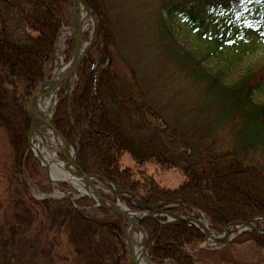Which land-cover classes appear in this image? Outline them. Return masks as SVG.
Masks as SVG:
<instances>
[{
    "label": "trees",
    "instance_id": "trees-1",
    "mask_svg": "<svg viewBox=\"0 0 264 264\" xmlns=\"http://www.w3.org/2000/svg\"><path fill=\"white\" fill-rule=\"evenodd\" d=\"M86 1L97 20L96 38L78 66V80L68 98L63 90L59 92L52 115L67 142L74 146L77 140L79 168L108 180L125 194V203L133 210H143L141 202L196 218L202 213L214 231L235 220L255 219L257 227L264 226V102L256 98L263 88L264 68L224 80L223 68L213 70L195 54L180 49L164 28L159 33L158 44L164 49L160 62L171 65L177 82L184 84L169 100L174 102L181 89L184 95L177 113L172 116L167 109L163 113L140 89L143 83L130 56L138 61L141 56L133 55L129 44L127 59L123 58L129 75L115 70L118 42L127 43L129 24L121 28L102 0ZM161 7L168 18L180 15L195 37L204 41L205 57H219L224 48L250 37L264 44V0H191L180 5L164 2ZM70 13L71 0H0V129L16 170L21 173L22 160L28 177L45 193L53 187L42 183L45 168L27 148V100L58 65L54 42L69 25ZM133 14L122 13L124 21L129 23ZM159 19L163 20L160 15ZM167 89L163 86L162 91ZM124 156L134 166L123 164ZM149 162L175 168L184 178L176 186L163 185L148 173L145 165ZM58 186L72 195L66 183ZM102 195L115 199L110 192L102 191ZM32 201L34 212L20 214L19 220L26 228L39 227L36 232L62 236L68 254L59 253L58 261L130 264L123 234L126 222L112 210L95 206L84 195L74 199L75 206L65 196ZM139 224L147 232L146 250L154 264L166 259L176 264L219 260L245 264L232 257L230 248L247 241L264 252V234L253 230L216 248L204 243L198 229L180 220L160 225L156 219L145 218ZM14 228L11 236L18 232L19 227ZM54 241H47L51 252ZM0 264H11L6 246L0 248Z\"/></svg>",
    "mask_w": 264,
    "mask_h": 264
},
{
    "label": "rangeland",
    "instance_id": "rangeland-1",
    "mask_svg": "<svg viewBox=\"0 0 264 264\" xmlns=\"http://www.w3.org/2000/svg\"><path fill=\"white\" fill-rule=\"evenodd\" d=\"M102 1L105 6L109 7L111 13L116 15L117 24L121 28H124V25L129 24V29L127 28V43L123 46L122 43L118 42V49L115 52L117 57L114 61L115 70H117L118 74L121 76H123L125 72L128 74V67L123 61V58L127 59L126 51H128L127 49L130 45L132 47L130 52H132L133 55L138 52L141 56V60L139 59V61L137 57L130 56L131 62L133 61L136 65L134 68L136 70V76L143 83L142 86L140 83V89L143 88L144 97L150 100L153 104L157 102V105L161 106L159 109L163 113H165L164 109L173 112L172 116L174 113H177L176 110L180 98L184 95V90L181 89L177 93L178 96L174 98V102L169 100L172 97L174 90L178 89V87H180L179 85L184 84L181 80L179 83L177 82V76L174 74V69L171 65L168 66V64L164 62H160V59L164 57V49L158 44L160 40L159 33L164 28L171 33L177 43L180 44V49H186L195 54L196 57L202 60L203 64H206L213 70L223 68L226 76L225 79L223 78L224 80H235L252 70L264 68V44L261 40L256 39L255 37H250L244 42L237 41L234 44H231L229 47L222 50V54L219 57H205L206 50L204 41L195 37L193 32L190 31L183 22L180 15L172 14V17L168 18L161 7L164 2H175L180 5L191 0ZM125 11H127V13H134L130 19L127 16L129 23L123 19L122 13ZM159 15L163 20L159 19ZM69 27L70 26H64L61 29L53 50L54 63L56 62L59 65L68 58L74 44V37L72 31L69 30ZM91 34L92 24L84 30L83 35L86 40H88ZM74 78V76L70 78L67 82L66 88H68L73 82ZM162 85L166 87V89H169L162 91ZM160 86L161 91L159 92ZM262 87V90L256 94V98L258 101L264 102V83ZM155 122H158V120ZM35 136L38 135L35 134ZM122 162L125 165L134 166V163L128 158V156H124ZM20 163L21 165H19V168L21 173L16 170L17 165L7 142L6 135L4 131L0 129V248L6 246L7 258L10 259L11 264H64V262L58 261L57 259L59 253L68 254L67 247L63 244L64 240L61 239L62 236L60 234H55L51 231L48 233L46 230L41 233L36 232V228L39 229V227L31 224L26 228L27 224L19 220L20 214L34 212L36 206L32 200H38L47 195L56 198L59 197L60 193L55 191L58 184L54 185L48 177L47 170L45 169V180L43 179L42 183L44 185L45 183L50 184L53 188L50 193L41 191L38 188L39 184H36L37 182L35 179L28 177L27 168L24 166L25 163L22 164V160ZM145 167L148 173L152 174L156 180L163 185L176 186L184 178V175L179 170L175 168L163 169L159 165H156L155 162H149ZM50 169L53 170L57 177L61 176L55 166H51ZM67 185L73 189L71 184L68 183ZM104 192L108 191L105 189ZM72 194L74 197L78 196V193L74 189ZM124 204L125 207H127V204ZM32 223L36 222L33 221ZM14 226L19 227L17 228L18 232H15L11 236V230H15ZM224 227L221 231L224 230ZM236 229L239 230L240 227ZM201 234L203 235L204 243L206 245L212 244L210 240L206 241L207 239L202 232ZM237 234L239 233H235V231L231 232L228 239L233 238ZM133 236L138 242L137 232H134ZM10 238L12 243L9 241ZM51 238L55 240L52 252L48 250L47 246V241ZM38 239L39 241H37ZM43 248L47 250L46 253L44 251L41 252ZM230 251L233 258L243 261L245 264H264V252L257 251L251 241L242 244H234L230 248ZM212 264L224 263L219 260Z\"/></svg>",
    "mask_w": 264,
    "mask_h": 264
},
{
    "label": "water",
    "instance_id": "water-1",
    "mask_svg": "<svg viewBox=\"0 0 264 264\" xmlns=\"http://www.w3.org/2000/svg\"><path fill=\"white\" fill-rule=\"evenodd\" d=\"M81 3L82 8L88 13V15L91 18V24H92V34L88 40L84 37L83 33L81 31V24L79 23V26L77 27L74 22V14L76 13L77 6ZM96 27L97 22L94 16L92 15V11L86 0H71V16H70V27L69 29L72 31L73 37H74V44L70 51V54L68 58L72 55V60L69 68L66 70L62 78L60 79L61 82L66 83V81L72 76H75V82L78 77V66L83 58V56L88 52L91 45L93 44L95 37H96ZM82 34V37L85 41L84 46L81 45V41L79 39L80 35ZM56 41V40H55ZM82 46V47H81ZM57 79L53 78H46L43 82L38 84L35 89L30 94L28 100H27V117L30 121L28 132H27V145L28 148L31 150L33 155L41 162L42 165H44L49 171V166L47 164V160L44 158L42 153L39 151V149L31 142V134L34 132H38V126L39 124H42L45 127H48L50 129V132L55 137V142L58 146V150L60 154L63 157L64 162L68 166H71L77 175L82 180L83 187L86 188L84 191H81L82 195H86L93 199L97 206L108 208L112 210L114 213L122 217L126 221V226L124 228V241L126 244V248L129 253V261L130 264H151L150 258L147 255L146 252V242H147V233L145 229L138 223L139 221L145 219V218H153L157 219L158 216H164L166 218L165 221H159L160 224L171 222L174 220H180L185 222L188 225H192L199 231H201L205 238L209 241L208 236H210V241L214 245H218L222 242H224L231 232L235 231V233H240L244 230H254L258 234H264V227H257L254 225L253 221H231L228 223L224 230L221 233L212 231L208 223L200 218H195L190 215H182L174 212L164 211L161 209L160 205H147L140 202V205L145 208L144 211H137V210H130L129 208L125 207L124 204V195L123 192H121L119 189L115 188L109 181H107L105 178L99 175L95 174H89L83 172L79 166L76 163V144L77 140H75V150L73 147L67 142L63 134L60 132V130L56 127L54 122L52 121V109L54 107L55 100L57 98L58 89H55V86L57 84ZM49 82L48 89L47 90H41L42 86ZM67 98L69 95V87L64 89ZM50 94V103L47 105L44 111H40L37 106V100L38 98H42L45 96H48ZM36 108V109H35ZM40 134V133H39ZM41 135V134H40ZM71 152V155L66 154V152ZM54 181H59L55 180ZM63 182H68L67 180L61 179ZM96 181L99 182L100 185L104 186L108 191L112 192L115 195V201L106 198L103 196L100 192L99 186L96 184ZM73 185V187L76 189L77 187ZM78 189V188H77ZM67 198L72 202V198L66 195ZM134 201H138L136 197L133 196ZM133 213H136L137 216L134 217ZM240 227V229H236ZM129 228L135 229V231L140 230L141 235L138 238V243H135V240L133 238V235L131 232H129ZM235 228V229H234ZM213 235H218V238H215ZM220 236V237H219ZM141 252V260H138L135 252L136 251ZM161 264H176L172 259H167Z\"/></svg>",
    "mask_w": 264,
    "mask_h": 264
},
{
    "label": "bare ground",
    "instance_id": "bare-ground-1",
    "mask_svg": "<svg viewBox=\"0 0 264 264\" xmlns=\"http://www.w3.org/2000/svg\"><path fill=\"white\" fill-rule=\"evenodd\" d=\"M74 22L77 27L79 26V23L81 24L82 32H84V30H86L91 24V18L88 15V13L82 8L81 3H79V5L77 6L76 13L74 14ZM79 39L81 41V45L84 46L85 41L82 37V34L80 35ZM71 60H72V55L69 58H67V60L61 62V64L57 67V69L54 72L53 78L58 80L55 86V89H58L59 91L62 88H64L66 84V83L61 82L60 79L62 78L66 70L69 68L71 64ZM48 84L49 82L45 83L42 86L41 90H47ZM49 96L50 94L48 96L38 98L36 108H38L40 111H44L47 105L51 101ZM38 133H40L41 135L39 136ZM38 133H32L31 138L34 137V139H36V144L38 146V149L40 151L43 150V152L45 153L44 158L47 160V164H49V167L55 166L58 169L59 174H61V176L57 177L56 174L52 173L51 174L52 178H64L68 182L74 184L80 191H84L86 188L83 187L82 180L79 177V175L76 174L75 170L71 166H68L66 162L59 159L58 146L55 142V137L50 132V129L48 127L43 126L42 124H39ZM35 134H37L38 136H35ZM66 154L71 155V152L67 151ZM133 216L136 217L137 214L133 213ZM129 232H131L132 234L134 232H137L138 236L141 235L140 230L135 231V229L133 228H129ZM213 236L215 238H218V235H213ZM141 238H142V235H141ZM210 238L211 237L208 236L209 240ZM135 254L138 260H141V252L137 250Z\"/></svg>",
    "mask_w": 264,
    "mask_h": 264
}]
</instances>
